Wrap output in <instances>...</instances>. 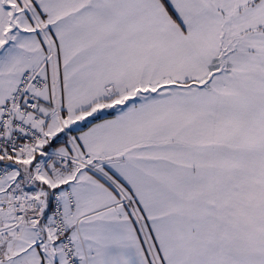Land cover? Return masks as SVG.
Listing matches in <instances>:
<instances>
[{
	"label": "snow or ice",
	"instance_id": "obj_1",
	"mask_svg": "<svg viewBox=\"0 0 264 264\" xmlns=\"http://www.w3.org/2000/svg\"><path fill=\"white\" fill-rule=\"evenodd\" d=\"M0 264H264V0H0Z\"/></svg>",
	"mask_w": 264,
	"mask_h": 264
}]
</instances>
